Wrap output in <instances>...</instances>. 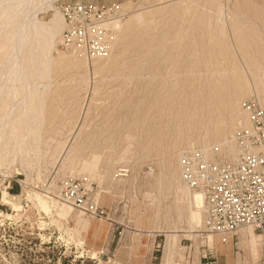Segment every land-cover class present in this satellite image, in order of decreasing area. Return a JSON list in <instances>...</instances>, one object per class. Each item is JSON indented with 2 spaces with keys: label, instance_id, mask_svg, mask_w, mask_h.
Masks as SVG:
<instances>
[{
  "label": "rangeland",
  "instance_id": "obj_1",
  "mask_svg": "<svg viewBox=\"0 0 264 264\" xmlns=\"http://www.w3.org/2000/svg\"><path fill=\"white\" fill-rule=\"evenodd\" d=\"M36 1L25 88L28 25L0 27V264H264V235L216 234L181 184L204 202L264 123V0Z\"/></svg>",
  "mask_w": 264,
  "mask_h": 264
},
{
  "label": "built area",
  "instance_id": "obj_2",
  "mask_svg": "<svg viewBox=\"0 0 264 264\" xmlns=\"http://www.w3.org/2000/svg\"><path fill=\"white\" fill-rule=\"evenodd\" d=\"M254 119L229 159V177L212 179L204 198L207 223L218 235L241 227L264 235V123L258 115ZM194 183L200 187L204 178Z\"/></svg>",
  "mask_w": 264,
  "mask_h": 264
},
{
  "label": "bare ground",
  "instance_id": "obj_3",
  "mask_svg": "<svg viewBox=\"0 0 264 264\" xmlns=\"http://www.w3.org/2000/svg\"><path fill=\"white\" fill-rule=\"evenodd\" d=\"M38 8H39V5H38L36 0H5L4 2L0 1V27L2 26L3 23H8L12 19H14V17H16V16H20L21 19L24 18V20L26 21V23L28 25L26 31L23 32L22 35L20 34V35H18L16 37L18 39V42L13 41V44L11 45V47L8 50L9 51V56H11V58H12V60L10 61V63L8 65L12 68V70H15L16 72L19 71V72H18V74L15 75V78H13L12 80H11V78H9L10 82L7 85V90L8 89H12V87L15 85L16 81L21 82V84H23L22 87H24L27 84V82H28L27 78L23 74H20L22 72V67L23 66H22V64L19 61V57H20L19 55L21 54L20 52H22V51L24 52V48L26 47V45L29 42L30 43H33L34 41L38 42V39L40 38V37H38L39 24H37L35 22V20H34V15H35V12L37 11ZM61 24H62L61 17L59 15L55 14L51 18V20L49 21L48 26H46L45 32H48L49 34H51V36H53L57 32H59V30L61 29ZM15 32H16V29L14 30V33ZM25 34H27V36H23ZM30 40H32V42ZM5 42H7V40ZM17 43H18V45H17ZM34 46H35V44H34ZM40 46H43V45H40ZM46 54H48V53H46ZM6 59H7V56H3L2 61L6 60ZM43 70H44V68H43ZM16 83H18V82H16ZM27 86H29V83H28ZM13 94H14V92H13ZM243 112H244V114L246 113L245 111H243ZM244 124H245L244 127H246L248 125L247 119H246V121H244ZM181 184H182V188L184 189L183 192L188 194V201H189V204H190V206L192 208V211H194V213L197 214L199 211H201L200 208L202 207V212H204V202H203V196L201 194L202 192L201 191L199 192V190L190 191L188 188H186L183 185L182 182H181ZM185 190L189 191V193L186 192ZM241 228H250V227H241ZM241 228H239V229H241ZM250 229L252 230V228H250ZM209 235L212 236V234H209Z\"/></svg>",
  "mask_w": 264,
  "mask_h": 264
}]
</instances>
